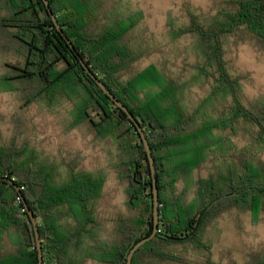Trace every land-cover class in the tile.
Returning a JSON list of instances; mask_svg holds the SVG:
<instances>
[{
  "label": "trees",
  "instance_id": "16d2710c",
  "mask_svg": "<svg viewBox=\"0 0 264 264\" xmlns=\"http://www.w3.org/2000/svg\"><path fill=\"white\" fill-rule=\"evenodd\" d=\"M103 2L49 0L66 35L139 120L152 149L158 231L135 252L132 264H186L188 259L171 248L192 245L209 252L203 234L216 216L243 208L259 219L264 212V158L257 157L264 150V102H245L244 77L233 74L226 59L231 37L264 53V0H214L209 11L186 6L188 21L171 29L173 39L192 38L197 57L192 67L212 80L210 92L192 111L182 102L187 82L169 77L155 63L136 68L149 53V45L132 42L141 12L112 18ZM0 48L6 68L0 86L20 94L24 105H54L80 94L76 122L112 139L127 205L134 212L119 220L112 240L100 236L93 202L101 195L103 178L71 166L69 177L60 181L58 170L38 162L27 143L15 137L0 140V264H39L30 210L37 218L44 260L127 264L132 247L154 230L153 178L136 126L84 68L44 0H0ZM240 127L248 141L231 156L228 135ZM212 152L216 158L221 153L225 167L214 164L208 176L197 180V195L187 202V193L176 190L180 174L206 165ZM86 237L94 241L86 253L90 258H68L71 247L79 241L84 245ZM249 257L245 264H264V250ZM200 264L223 263L207 257Z\"/></svg>",
  "mask_w": 264,
  "mask_h": 264
},
{
  "label": "rangeland",
  "instance_id": "374dc122",
  "mask_svg": "<svg viewBox=\"0 0 264 264\" xmlns=\"http://www.w3.org/2000/svg\"><path fill=\"white\" fill-rule=\"evenodd\" d=\"M103 4L112 18L141 12L143 18L132 42L149 45V53L136 63V68L155 63L169 77L187 82L182 102L189 111L194 110L210 92L212 80L199 76L192 67L197 61L192 38L173 39L170 32L188 21L186 6L209 11L214 7V0H104ZM4 52L0 48V77L6 70ZM226 59L230 71L244 77L245 102L250 105L264 102V53L250 43L231 37L226 41ZM79 97L76 93L72 98H61L54 105L44 101L24 105L20 94L5 91L0 86V140L9 142L15 137L19 143H27L29 152L38 162L45 166L51 164L58 170L60 181L69 177L71 166L103 178L101 195L93 202L101 225V230L96 232L112 240L113 233L114 237L117 235L119 220H128L134 212L127 205L126 186L118 173L121 167L116 166L117 149L112 139L99 137L86 122H76ZM239 129L237 134L223 133L233 140L231 156L248 141L242 127ZM218 154L220 157L216 158L212 152L206 165L180 174L176 190L187 193V202L197 195V180L208 176L214 164L223 166L224 158ZM257 157L264 158V150ZM203 238L211 246L209 252L192 245H176L171 249L184 255L188 259L186 264H200L207 257L223 264H245L250 254L264 250V212L258 219L243 208L226 210L206 226ZM90 242L94 243L91 239Z\"/></svg>",
  "mask_w": 264,
  "mask_h": 264
},
{
  "label": "water",
  "instance_id": "95a60500",
  "mask_svg": "<svg viewBox=\"0 0 264 264\" xmlns=\"http://www.w3.org/2000/svg\"><path fill=\"white\" fill-rule=\"evenodd\" d=\"M45 5L53 19V22L55 24V26L62 32V34L64 35V37L66 38V40L69 42L70 46L72 47V49L77 53L82 65L84 66V68L88 71V73L91 75V77L97 82V84L103 89V91L115 102V104L121 108L122 110H124L127 115L130 117V119L132 120V122L134 123V125L136 126L142 142L144 144L145 150L147 152V156H148V161L151 167V173H152V178H153V217H154V230L153 232L149 235L146 236L144 238H142L140 241H138L130 250V253L128 255V259H127V264H132V260L134 257L135 252L141 247L143 246L146 242L150 241L151 239H153L155 237V235L157 234L158 231V224H159V188H158V183H157V176H156V166H155V159L152 155V149L149 143V140L146 136V132L144 130V128L142 127L141 123L139 122V120L135 117V115L129 110V108L120 100L118 99V97L108 88V86L98 77V75L91 69V67L88 65V63L84 60L83 56L78 52V50L76 49V47L74 46L73 42L70 40V38L66 35V33L64 32V29L62 28L61 24L59 23L57 16L55 15V13L53 12L49 0H44ZM16 188L17 185L15 184ZM19 190V189H18ZM31 220L33 222L34 228H35V233H36V241H37V247H38V251H39V264H43L44 262V258H43V251H42V240L40 237V231H39V227H38V222H37V218L34 215V212L32 210L29 211Z\"/></svg>",
  "mask_w": 264,
  "mask_h": 264
},
{
  "label": "crops",
  "instance_id": "0c3cea01",
  "mask_svg": "<svg viewBox=\"0 0 264 264\" xmlns=\"http://www.w3.org/2000/svg\"><path fill=\"white\" fill-rule=\"evenodd\" d=\"M79 246H75L73 245L69 251V254L67 255L68 258H72V259H75V258H81V257H84L86 253H90V246L92 245L91 242H90V238L86 237L85 238V244L82 245V242L79 241L78 242ZM87 256L89 254H86ZM89 257V256H88ZM90 258V257H89ZM92 258V257H91ZM89 263L93 264V260L89 259L88 260Z\"/></svg>",
  "mask_w": 264,
  "mask_h": 264
},
{
  "label": "built area",
  "instance_id": "2783aa9c",
  "mask_svg": "<svg viewBox=\"0 0 264 264\" xmlns=\"http://www.w3.org/2000/svg\"><path fill=\"white\" fill-rule=\"evenodd\" d=\"M43 264H52V263H50V262L47 261V260H44Z\"/></svg>",
  "mask_w": 264,
  "mask_h": 264
}]
</instances>
